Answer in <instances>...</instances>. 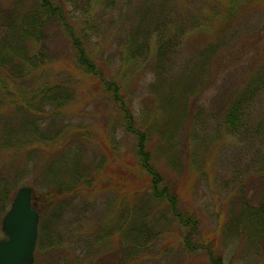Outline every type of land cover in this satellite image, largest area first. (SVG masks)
<instances>
[{
  "label": "rangeland",
  "instance_id": "rangeland-1",
  "mask_svg": "<svg viewBox=\"0 0 264 264\" xmlns=\"http://www.w3.org/2000/svg\"><path fill=\"white\" fill-rule=\"evenodd\" d=\"M242 1L232 18V0H100L91 8L67 0L65 11L89 60L117 83L134 127L146 133L153 163L178 197V212L197 221L190 242L212 244L224 264H264L263 250L241 224L246 205H257L264 194V143L224 126L238 88L264 66V0ZM33 2L0 0V42L21 41L20 18ZM214 18L208 31L195 30ZM159 31L186 32L184 42H173L167 56L156 54L147 40ZM42 34L21 42L43 46V78L70 85V99L46 108L40 127L45 147L17 154L33 152L28 161L0 159V180H10L15 194L32 187L42 208L34 264H92L97 258L107 264H210L204 249L186 247L187 227L142 182L136 137L115 97L79 64L66 28L43 24ZM133 35L139 47L134 58L126 42ZM19 83L11 81L13 93L6 97L20 93ZM2 111L14 116L17 110L8 103ZM247 114L251 128L264 120V92ZM70 182L75 190L57 202L41 197ZM13 199L6 210L0 203V239Z\"/></svg>",
  "mask_w": 264,
  "mask_h": 264
},
{
  "label": "trees",
  "instance_id": "trees-1",
  "mask_svg": "<svg viewBox=\"0 0 264 264\" xmlns=\"http://www.w3.org/2000/svg\"><path fill=\"white\" fill-rule=\"evenodd\" d=\"M53 4L52 0H34L32 3L33 9H28L20 18V26L16 33V37L22 41V38H29V35H33L37 39L42 36L43 24H57L60 27L66 28L70 39L75 47L78 62L80 65L86 68V70L98 78L100 84L104 86L107 93L113 95L115 100L120 105L123 111V118L125 121L126 129L129 133L136 137V152L135 159L138 162L139 168L144 172L145 177L142 182L150 187L154 197L165 201L169 204L175 217L187 227L188 232L185 236V245L191 251L195 252L198 249H204L207 252L208 261L210 264H224L222 255L215 250L212 244L208 246H195L190 242L192 236L197 232L198 224L192 216L184 217L178 212L177 203L178 197L176 194L171 193L170 188L165 184L155 164L150 152L147 135L144 131L137 130L134 127V115L129 107H127L123 97L120 95V87L115 81H107L101 71L96 70L95 65L89 60L86 53V49L82 41L75 35L76 32L71 28L70 23L66 16L65 3ZM100 0H83V7H92L94 3ZM104 1V0H102ZM115 1V0H110ZM129 1V0H128ZM70 3V1H68ZM67 2V3H68ZM243 4L242 0H232V3L227 7V14L231 18L235 15L233 12L240 5ZM152 4L148 7L149 10ZM215 8L220 9L221 3H215ZM223 12V11H222ZM236 12V11H235ZM69 13V11H68ZM208 19H211L210 17ZM217 18L208 20L206 24L198 26L195 30L206 31L211 28ZM230 19V18H229ZM197 27L196 25L194 28ZM201 33V32H200ZM186 32H161L159 31L157 36H151L148 38V42L153 43V49L156 54L161 56L169 55L171 51L170 47H174L173 42H184ZM151 38V39H150ZM0 42V159L11 162V158L15 161L18 158H25L27 161L33 155V152H29L26 157L17 156L20 151L25 149H31L32 145H41L45 147L47 143L44 139V134L40 133L41 121L46 114V108L56 105V108H61L66 104V101L70 99L71 89L70 85L64 82L53 83L48 77L42 75L43 69L41 64L44 61L45 53L42 47L37 48V42ZM131 57L138 55L139 47H136L133 42H138L134 37L129 41ZM158 44L156 45V43ZM36 63H34V61ZM30 61L33 62L30 65ZM43 61V62H41ZM264 64V63H263ZM41 67V68H40ZM42 69V70H41ZM22 80L21 84L16 77ZM19 79V80H20ZM11 81L19 83V91L16 88L13 97L10 96L12 90ZM264 92V66L257 67V70L252 73L249 80L240 88L236 95L229 102L227 109H225V127L233 135H246L250 139L252 136L260 138V141L264 143V120L254 128H251L248 124V111L251 105L256 102V98ZM7 93V94H5ZM54 93V94H53ZM5 97V100L4 98ZM17 110L14 116L4 115L3 107L8 103ZM59 110V109H57ZM33 139H32V138ZM47 145V144H46ZM16 155V156H15ZM13 160V161H14ZM13 163V162H12ZM255 167H260L255 164ZM260 176L264 178V157L263 163L260 167ZM134 177V175H132ZM0 203L3 204V209H7V204L13 199L15 195L16 187L8 179L0 180ZM16 182V179H14ZM262 189L264 190V179H261ZM72 183L62 184L52 195L47 193L41 197L44 201L59 200L63 198L66 192L75 190L72 187ZM7 203V204H6ZM51 206L54 203H50ZM56 205V204H55ZM35 206L40 211L39 203L35 200ZM243 221L241 224L250 233L254 244L261 250L264 255V194L259 198L257 205H246L244 211ZM87 259L92 257L86 256ZM92 264H107L104 259L97 258ZM119 264H124L123 262Z\"/></svg>",
  "mask_w": 264,
  "mask_h": 264
},
{
  "label": "water",
  "instance_id": "water-1",
  "mask_svg": "<svg viewBox=\"0 0 264 264\" xmlns=\"http://www.w3.org/2000/svg\"><path fill=\"white\" fill-rule=\"evenodd\" d=\"M32 187H20L2 221L0 264H34L40 211Z\"/></svg>",
  "mask_w": 264,
  "mask_h": 264
}]
</instances>
